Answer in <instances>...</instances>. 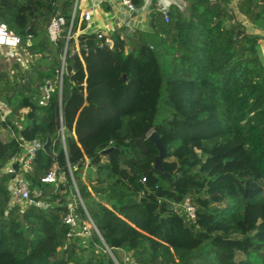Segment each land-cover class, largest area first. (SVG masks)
I'll return each instance as SVG.
<instances>
[{
  "label": "trees",
  "instance_id": "trees-1",
  "mask_svg": "<svg viewBox=\"0 0 264 264\" xmlns=\"http://www.w3.org/2000/svg\"><path fill=\"white\" fill-rule=\"evenodd\" d=\"M73 3L0 0L26 63L0 71V165L19 150L11 132L49 139L28 176L47 207L10 205L0 175V264H115L103 243L118 264H264V0H184L169 5L167 22L151 6L131 34L79 32L67 40L59 98ZM53 15L65 25L52 46L44 32ZM78 27L75 11L70 33ZM46 80L54 88L42 105ZM151 131L165 149L161 170ZM67 164L101 239L68 235V175L57 187L40 181L54 166L67 174ZM183 197L195 206L190 222L169 208Z\"/></svg>",
  "mask_w": 264,
  "mask_h": 264
},
{
  "label": "built area",
  "instance_id": "built-area-1",
  "mask_svg": "<svg viewBox=\"0 0 264 264\" xmlns=\"http://www.w3.org/2000/svg\"><path fill=\"white\" fill-rule=\"evenodd\" d=\"M93 1V0H89ZM118 6L124 8L129 13H133L137 10L132 0H114ZM147 2L148 11L151 6L154 7L155 10H158L162 14V18L165 22L168 21V7L170 4H175L179 9H183L184 0H144L143 5ZM142 5V6H143ZM75 13V3H73L70 23L65 36V44L62 54L59 55L60 66L59 69L56 70L55 81L58 89V96L60 93L62 76L63 73H66L64 67V54L66 50L67 40L71 37H75L79 32L83 31V29L79 28L74 33H70V26ZM80 21L83 20L85 23L90 18V12L88 10H84L81 14L78 15ZM65 25V19L61 15H53L46 28H45V37L50 45H54L58 36L63 30ZM80 29V30H79ZM132 30L124 29L122 31L123 34H131ZM0 31H2V42H0V47H7L10 49H19L20 48V37L15 34L11 29L7 28L6 24L0 21ZM98 38L102 37L105 33L102 30H96L94 32ZM105 43L109 46L111 45V40L109 38L105 39ZM79 47L77 44L74 45L73 51L78 53ZM54 88V82L50 80H46L42 85L39 86V90L41 92V96L39 99V104H45L50 92ZM60 98V96H59ZM8 114V108L6 107L3 101H0V118L3 119ZM57 134L59 136L60 142L64 145V134L65 128L62 121V115L59 109L58 116V129ZM14 140L17 143L19 150L14 154L7 157L2 164L0 165V175H7L8 179L6 181V189L9 193V204H20L22 208L27 205H35L41 208H45L48 205V202L43 199L42 189L39 187H31V182L29 180V175L32 172V161L36 154V151L42 148V144L36 139H25L22 135L11 132ZM67 175L70 177L72 182L73 191L70 193L68 197V211L63 216V222L68 224L69 226V236L73 235H81L84 238H90L91 232L94 231L95 234L100 238V235L87 214L85 206L80 198L79 192L75 185L73 176H72V168L67 164V174L64 170L58 169L56 166L46 171L44 175L40 177V181L42 183H51L55 187L58 185H63L66 181ZM141 181H144V178H141ZM160 201V198L157 199ZM169 208L178 213L186 222H190L195 217V206L190 200L189 197H183L180 202H171L169 201ZM77 204H80L83 209L86 218L81 219L76 213L75 207ZM101 239V238H100ZM104 251H106L110 257L113 259L115 264H118L115 260L111 250L104 243Z\"/></svg>",
  "mask_w": 264,
  "mask_h": 264
},
{
  "label": "crops",
  "instance_id": "crops-1",
  "mask_svg": "<svg viewBox=\"0 0 264 264\" xmlns=\"http://www.w3.org/2000/svg\"><path fill=\"white\" fill-rule=\"evenodd\" d=\"M234 1L235 0H233V2ZM74 3L75 11H77L78 15L84 10H88L90 12L89 20L86 23L84 22V32L93 33L96 30H102L105 34H108L118 28H122V31L124 29L127 31L137 27L145 28L147 25L148 16L145 21L140 18L136 19V23L134 18L135 14L143 12L148 15L147 2L142 7L137 8V10L133 13H129L124 8L118 6L114 0H74ZM246 26L250 30L253 28L251 24H246ZM260 43H262L261 40H259L258 48L264 59V48H262L263 44L261 45ZM0 52L2 53V57L0 59V71L8 69L14 61H18L25 66V56L21 49L0 47Z\"/></svg>",
  "mask_w": 264,
  "mask_h": 264
},
{
  "label": "water",
  "instance_id": "water-1",
  "mask_svg": "<svg viewBox=\"0 0 264 264\" xmlns=\"http://www.w3.org/2000/svg\"><path fill=\"white\" fill-rule=\"evenodd\" d=\"M148 139L155 144V146H156V148L158 150V154L155 157V161H154V165L153 166H154V168H156L158 170H161L162 169V166H161V156L165 152L164 146L160 142V140L158 138V135H157V133L155 131H151L148 134ZM48 147H49V139H46L45 142L42 145V149L45 150V151H48Z\"/></svg>",
  "mask_w": 264,
  "mask_h": 264
},
{
  "label": "rangeland",
  "instance_id": "rangeland-1",
  "mask_svg": "<svg viewBox=\"0 0 264 264\" xmlns=\"http://www.w3.org/2000/svg\"><path fill=\"white\" fill-rule=\"evenodd\" d=\"M148 15L145 13V12H143V13H140V14H135L134 15V18H135V23H136V19H138V18H140L141 20L143 19L144 21H145V19H146V17H147ZM138 24V23H137ZM263 32V35H264V31H262ZM261 40V42L262 43H260L261 45H262V48H264V36H263V38H261L260 39ZM1 57H2V53L0 52V59H1ZM228 190H230V189H227V191Z\"/></svg>",
  "mask_w": 264,
  "mask_h": 264
},
{
  "label": "clouds",
  "instance_id": "clouds-1",
  "mask_svg": "<svg viewBox=\"0 0 264 264\" xmlns=\"http://www.w3.org/2000/svg\"><path fill=\"white\" fill-rule=\"evenodd\" d=\"M2 35H3L2 31H0V42H2Z\"/></svg>",
  "mask_w": 264,
  "mask_h": 264
}]
</instances>
